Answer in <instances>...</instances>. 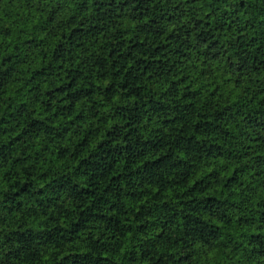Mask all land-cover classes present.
Returning a JSON list of instances; mask_svg holds the SVG:
<instances>
[{"label":"trees","instance_id":"1","mask_svg":"<svg viewBox=\"0 0 264 264\" xmlns=\"http://www.w3.org/2000/svg\"><path fill=\"white\" fill-rule=\"evenodd\" d=\"M0 264H264V0H0Z\"/></svg>","mask_w":264,"mask_h":264}]
</instances>
